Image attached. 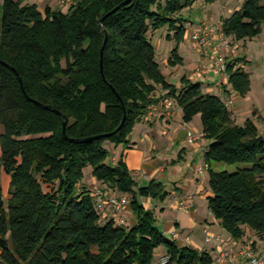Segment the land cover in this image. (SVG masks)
Returning a JSON list of instances; mask_svg holds the SVG:
<instances>
[{"label": "trees", "instance_id": "1", "mask_svg": "<svg viewBox=\"0 0 264 264\" xmlns=\"http://www.w3.org/2000/svg\"><path fill=\"white\" fill-rule=\"evenodd\" d=\"M125 1L79 0L65 11L0 0V172L10 176L7 197L0 187V264H155L161 246L164 264H215L208 250L167 236L140 200L165 199L163 182L140 185L124 154L116 164L107 160L109 144H129L149 105L165 95L185 122L201 116L214 216L235 239L249 228L264 240V135L252 118L236 123L225 97L204 92L201 82L171 83L156 59L150 33L167 27L175 41L168 64H183L189 20L180 13L197 0ZM263 24L264 0H244L222 30L246 40ZM243 62L229 60L227 72L232 89L246 96ZM213 162L235 168L216 170ZM88 167L101 186L128 195L132 225L97 210L83 181Z\"/></svg>", "mask_w": 264, "mask_h": 264}, {"label": "crops", "instance_id": "2", "mask_svg": "<svg viewBox=\"0 0 264 264\" xmlns=\"http://www.w3.org/2000/svg\"><path fill=\"white\" fill-rule=\"evenodd\" d=\"M22 1L23 3H36L41 10L47 5L61 8L59 5H55V3H59L58 0ZM211 20L212 17L209 16L207 21L211 22ZM197 26L198 24H193L192 30L196 29ZM221 38L222 34L219 32L209 47L210 57L207 58L204 55V51L199 49L193 41L192 49L188 48L186 52L183 50L184 44L188 40H191V33L188 31L184 41L179 46V52L183 56L184 62L177 66H170L168 64L171 70L169 74H165L167 79L179 87L181 79L184 76L191 78L192 71L197 67L213 64L214 59L219 53H223L228 61L241 56L240 52H238V44L223 48L221 46ZM228 38L233 37L229 36ZM168 41L171 45L174 43V40ZM165 46L168 47V45ZM172 46L168 49V58L174 48ZM198 79L202 83L204 92L233 99L232 112L236 123L244 124L248 118H252L259 131L264 135V103L260 104L257 101H252L250 97L252 90L246 96L239 95L232 89L229 83L228 72L221 75L209 74ZM160 93L163 94L166 91L161 89ZM194 124H196L195 119L191 122L183 120V112L178 105L172 114L159 113L152 118L145 117L136 124L129 144H124V146L109 144L111 152L110 162L116 164L121 155L124 154L129 168L133 171L140 185L147 184V180L151 179H156L164 184L165 179H173L176 183L175 187L180 194L179 201L188 200L190 208L181 209L180 205L178 208L177 204L168 206L165 204V201L160 202L156 198L140 197V200L146 207L155 210L157 219L160 216L161 218L165 217L168 210L175 211L173 217L166 218L162 222V225L159 226L163 232L175 239L180 245H191L200 250H208L215 258L221 251H231L237 255L230 260L216 261L215 264H242L244 260L240 252L247 243L252 244L255 249H258V253L264 251V245L258 243L259 236L249 228L242 239L233 238L210 210L208 201V196L211 194L209 171L203 175L197 173V167L205 162V152L209 140L203 136L193 144L188 142L186 136L189 129L195 132H202V121H199L200 125L196 126ZM3 131L4 127L0 125V135ZM169 149L172 150L170 154L172 156L166 155ZM87 169L89 177L87 180L85 178L83 180L87 188L100 187V182L92 174V167H88ZM182 175L185 182L180 183ZM0 187L7 197L10 187V177L4 171L0 172ZM167 191L169 192L168 196L173 195V193L175 194V192ZM105 215L109 218L121 219L122 224L127 226L132 225L136 221L135 214L129 205L121 210H114L108 207ZM200 233L201 238L198 236ZM165 253V248L163 246L159 247L156 252L157 260Z\"/></svg>", "mask_w": 264, "mask_h": 264}, {"label": "rangeland", "instance_id": "3", "mask_svg": "<svg viewBox=\"0 0 264 264\" xmlns=\"http://www.w3.org/2000/svg\"><path fill=\"white\" fill-rule=\"evenodd\" d=\"M31 1H33V0H31ZM58 1H59V3H55V5H59V7H61L62 9H66V10L68 9L67 8L68 5L62 4L60 2V0H58ZM78 1H76V3ZM243 1L244 0H216L213 2H207L206 0H197L192 5V7H189L187 9L183 10L180 13V15L183 18L194 22V24H199L203 21H207L208 17L210 16V17H212V20H211L212 23H215V24L221 26L222 20L224 18L230 17L235 12V10L240 8L243 4ZM76 3H72V4H70V6L73 4H76ZM191 30H192V27H190L188 29L189 33H191ZM167 33H168L167 27L160 28V29L150 33V36H151V38H152V40L156 46V59L160 64H162L164 74H167V73L169 74V72L171 70V68H169V66H168V54H169L168 49L172 45H173L172 46V48H173L175 45V41L172 45H171V43H169V41L166 38ZM227 38H228V36H227ZM228 39L230 41V47L234 46L235 44H238V52H240L242 57H246V60L248 61V62H243L240 65L244 66L245 70L247 72H249V74H250L251 90H252V94L250 97L252 98V101L253 102L257 101L260 104H263L264 103V92H262V91H264V24H263L262 32L258 36L254 37L252 39H246V40H235L233 38H228ZM165 45H168V47H166ZM188 48L192 49V39L188 40L186 42V44H184V46H183V50L185 52H186V49H188ZM196 80L199 81V79H196ZM196 116L194 118L196 121V124H194V125L197 126V125H200L199 121H201V117H200V114H198ZM121 146H124V144H121ZM0 147H1V144H0ZM171 152H172V150L169 149V152H167L166 155L169 156L171 154ZM170 156H172V155H170ZM107 160L108 161L111 160V154L109 155ZM212 165H213V168L216 170H224V169L233 170L235 168L234 165H229V164L222 163V162H213ZM4 173H6V172L4 171ZM88 177H89V173H88V169H86V174L84 177L85 180H87ZM149 181L150 180H147V183ZM182 182H185L183 175H182V178L180 180V183H182ZM175 184L176 183L173 181V179H168V180L165 179V189L169 190L170 192H175V194L173 193V195H169L166 197V199H163V200L161 198H156V199L160 202L165 201V204L168 206H171V204H177V206L179 208L181 200L179 201V195L180 194L178 193L179 191H177ZM152 210H154V209H152ZM154 212H155V210H154ZM174 212L175 211L168 210V212L165 214V217H163V218H161V216L158 217L157 225L161 226L162 222L165 221L166 218H169L170 216L173 217ZM198 236H199V238H201L200 237L201 233L198 234ZM258 243L264 245V240L258 239ZM247 244H250V243H247ZM253 249L255 252L258 253V251H259L258 249H255L254 247H253Z\"/></svg>", "mask_w": 264, "mask_h": 264}, {"label": "built area", "instance_id": "4", "mask_svg": "<svg viewBox=\"0 0 264 264\" xmlns=\"http://www.w3.org/2000/svg\"><path fill=\"white\" fill-rule=\"evenodd\" d=\"M78 0H60V2L64 5L70 6L72 3H76ZM188 28L193 27V22L189 21ZM222 34L221 38V46L223 48H228L230 46V41L227 36L224 34L222 30V26H219L210 21H203L198 24L196 29L191 31V39L196 44V46L204 51V55L208 58L210 57L209 47L212 45L214 37L218 33ZM228 61L226 56L223 53H219L217 57L214 59L213 64H207L203 66H199L194 69L191 73V78L196 80L202 76H206L209 74L221 75L222 73L227 72ZM232 98H225L226 106L229 110L232 111L233 105ZM177 106L175 98L171 95H165L158 102H154L149 105L147 113L145 115L146 118H152L157 116L159 113L172 114ZM203 132H194L189 129L187 132V140L189 143L193 144L200 140L203 137ZM209 169L208 163L205 161L202 165L197 167V173L199 175L205 174ZM139 174V172H137ZM95 205L97 210L102 214L105 218L107 217L106 210L108 207H111L114 210H121L125 206L129 204V197L125 194H116L111 190L100 186L92 189ZM180 208H190V203L188 200L184 199L180 202ZM119 223H122L121 219H116ZM209 240V239H208ZM243 263L242 264H264V251L261 253H257L253 249L252 244L245 245L240 252ZM235 256V252L231 251H221V253L216 257V261L221 262L225 259H233ZM167 261V257H161L155 262V264H164Z\"/></svg>", "mask_w": 264, "mask_h": 264}, {"label": "water", "instance_id": "5", "mask_svg": "<svg viewBox=\"0 0 264 264\" xmlns=\"http://www.w3.org/2000/svg\"><path fill=\"white\" fill-rule=\"evenodd\" d=\"M129 1H130V0H127V1H125L124 3L126 4V3H128ZM102 59H103V48H102V50H101V70L103 71V60H102ZM3 63L6 64V65H9V64H7L6 62H3ZM13 69H14V68H13ZM14 70H15V69H14ZM17 75H19V74L17 73ZM19 80H20L21 86H22V88H23V91L25 92L22 78L19 77ZM27 97H28L29 100H31V101L37 103L38 105H41V106H43V107L48 108L47 105L42 104L41 102H39V101H37V100H35V99L29 97L28 95H27ZM58 113H60V112H58ZM124 121H125V117H124V119H123V121H122V124L124 123ZM66 124H67V121L64 122V129H63L64 134H65V130H66V129H65V128H66ZM103 136H104V135H98V136H96V138H100V137H103Z\"/></svg>", "mask_w": 264, "mask_h": 264}]
</instances>
